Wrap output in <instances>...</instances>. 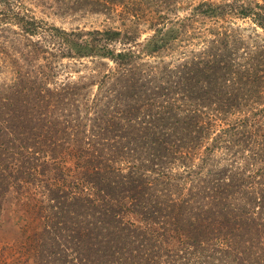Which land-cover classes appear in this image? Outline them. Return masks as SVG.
I'll use <instances>...</instances> for the list:
<instances>
[{
  "label": "trees",
  "instance_id": "trees-1",
  "mask_svg": "<svg viewBox=\"0 0 264 264\" xmlns=\"http://www.w3.org/2000/svg\"><path fill=\"white\" fill-rule=\"evenodd\" d=\"M56 1L120 9L123 29L1 20L19 30L0 86V217L13 196L36 224L0 264H264V37L212 26L234 16L264 34V3L200 1L169 19L171 0ZM142 1L158 15L139 42ZM87 57L91 73L73 75Z\"/></svg>",
  "mask_w": 264,
  "mask_h": 264
},
{
  "label": "rangeland",
  "instance_id": "rangeland-1",
  "mask_svg": "<svg viewBox=\"0 0 264 264\" xmlns=\"http://www.w3.org/2000/svg\"><path fill=\"white\" fill-rule=\"evenodd\" d=\"M170 1V0H169ZM175 1L172 3L176 6H172L167 11L162 9L160 13H166L169 19H173L175 16L184 17L188 15V6L199 3L200 1H209L212 3H222L224 1H235L243 4L254 5L256 3L263 4L264 0H171ZM141 2V1H138ZM61 2L56 0H6L5 2L0 0V86L10 83L14 76V68L10 63V59L7 58L8 54H12L16 48L8 47V42L11 37H14L12 32H17L19 29L13 25L15 22H1L3 18L7 16H13L14 13L23 12L25 15L34 17L38 20L41 25L45 24L47 27H59L65 31H70L74 29L91 31V30H104L109 28L114 29H123L121 27L122 17L116 12L111 13H90L87 11L71 12L68 10L69 6H66ZM140 13L144 14V18L141 21H135L133 26H136L140 32L139 42L144 41L147 37L153 34L152 22L154 20V13L158 15L157 12L152 13L142 1L137 8ZM207 22V21H206ZM130 25V24H129ZM213 29L219 32H232L236 31L237 34L248 38L249 35H255V32L258 33L259 37H264V34L261 29L255 27V25L248 19L237 18L231 16L229 18L217 21L216 24H212ZM9 29L11 31H9ZM207 32V30L205 31ZM33 37V39H35ZM192 43H197L193 46ZM202 43L199 42V39H194L190 44L182 46V44L175 42L172 47L161 51L159 54L155 55L153 58H150L149 61L153 63L157 62H171L177 56V52L180 49L188 48V51L192 49L198 50ZM181 47V48H180ZM119 48V47H117ZM87 57L79 61L81 64H76L72 67H75L77 72L73 75H87L91 73L93 65L96 63L95 58ZM64 65H70L71 61L64 59L61 60ZM98 61V60H97ZM43 63V61H41ZM112 66L111 63H109ZM67 71V69L65 70ZM66 73H62L59 78H65ZM33 215L30 210L23 205L17 206L15 198L12 196L9 198L5 204L4 211L0 217V247L4 244L12 243L15 237L19 236V230L21 229V224H24L25 227H28V224H36V221L28 220L27 217Z\"/></svg>",
  "mask_w": 264,
  "mask_h": 264
}]
</instances>
